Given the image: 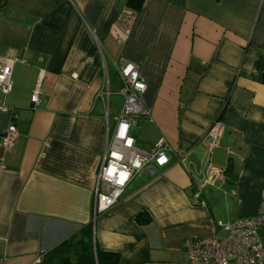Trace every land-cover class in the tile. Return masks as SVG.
<instances>
[{
    "label": "crops",
    "instance_id": "crops-1",
    "mask_svg": "<svg viewBox=\"0 0 264 264\" xmlns=\"http://www.w3.org/2000/svg\"><path fill=\"white\" fill-rule=\"evenodd\" d=\"M126 9L125 0H0V66L12 67L0 137L11 123L18 131L11 148L0 141V264H42L87 224L94 248L119 264L184 263V240L222 237L220 224L264 213V0H144L123 24ZM127 62L150 113L131 129L136 145L148 151L164 137L172 151L94 216L106 102L110 123Z\"/></svg>",
    "mask_w": 264,
    "mask_h": 264
},
{
    "label": "built area",
    "instance_id": "built-area-1",
    "mask_svg": "<svg viewBox=\"0 0 264 264\" xmlns=\"http://www.w3.org/2000/svg\"><path fill=\"white\" fill-rule=\"evenodd\" d=\"M131 10L126 9L120 16V23L127 24L134 18ZM127 28L124 29L125 33ZM11 62L0 66V90L7 94L11 87ZM120 85L118 94L122 97L120 108L116 110L113 124L109 123L108 102L103 130L106 135V148L103 154L93 201L94 216L109 210L122 196L133 178L142 172L154 174L156 167L169 163L172 148L164 137H159L153 147L146 151L136 145L131 129L141 115L150 119V113L144 104L143 94L146 84L139 68L132 62L119 66ZM41 76L34 86L31 102H38ZM107 93H101L104 96ZM0 109H6L0 105ZM223 125L214 120L207 130V137L215 144L222 133ZM18 137L13 123L9 124L0 137L1 143L9 149ZM164 158L163 161L161 158ZM198 195L196 192L195 196ZM260 228H264V213L237 217L227 224H220L225 231L222 237L210 236L186 239L183 246L187 253L184 263L162 262L160 264H264V238Z\"/></svg>",
    "mask_w": 264,
    "mask_h": 264
},
{
    "label": "trees",
    "instance_id": "trees-1",
    "mask_svg": "<svg viewBox=\"0 0 264 264\" xmlns=\"http://www.w3.org/2000/svg\"><path fill=\"white\" fill-rule=\"evenodd\" d=\"M143 2L144 0H125L126 8L133 13L141 9ZM137 220L140 221V217H137ZM89 234L90 225L87 224L78 231V234L68 237L49 250L43 256L42 264H119V254L94 248L88 238Z\"/></svg>",
    "mask_w": 264,
    "mask_h": 264
},
{
    "label": "rangeland",
    "instance_id": "rangeland-1",
    "mask_svg": "<svg viewBox=\"0 0 264 264\" xmlns=\"http://www.w3.org/2000/svg\"><path fill=\"white\" fill-rule=\"evenodd\" d=\"M119 96H120V95H119ZM118 101H119V98H118V97H117V100H116V99L113 98V95H110V103H111V107H110V109H112L113 106H114V104H115L116 102H118ZM110 113H111V112H110ZM111 114H112V113H111ZM110 123H111V124L113 123L112 115H111Z\"/></svg>",
    "mask_w": 264,
    "mask_h": 264
},
{
    "label": "clouds",
    "instance_id": "clouds-1",
    "mask_svg": "<svg viewBox=\"0 0 264 264\" xmlns=\"http://www.w3.org/2000/svg\"><path fill=\"white\" fill-rule=\"evenodd\" d=\"M163 159H164V158L162 157L161 160L163 161Z\"/></svg>",
    "mask_w": 264,
    "mask_h": 264
}]
</instances>
